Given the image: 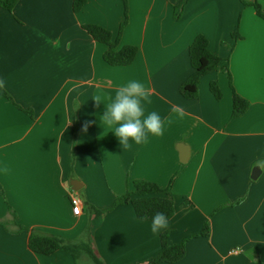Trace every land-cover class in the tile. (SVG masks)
<instances>
[{
    "label": "crops",
    "instance_id": "crops-1",
    "mask_svg": "<svg viewBox=\"0 0 264 264\" xmlns=\"http://www.w3.org/2000/svg\"><path fill=\"white\" fill-rule=\"evenodd\" d=\"M73 3L19 0L12 12L0 9V79L13 99L0 95V264H76L62 250L31 251L32 233L91 242L104 264H147L166 232L170 245L186 241L174 264H264V20L240 0H127L119 48L135 46L138 55L110 66L108 47L83 27L116 39L123 0H87L79 12ZM198 35L223 61L200 79L198 97L186 99L180 88L193 74L189 48ZM228 71L250 103L236 118ZM130 80L151 89L145 114L158 112L165 131L124 149L100 117ZM136 181L171 187L175 215L159 234L130 203L117 204ZM79 264L92 263L83 256Z\"/></svg>",
    "mask_w": 264,
    "mask_h": 264
},
{
    "label": "trees",
    "instance_id": "trees-1",
    "mask_svg": "<svg viewBox=\"0 0 264 264\" xmlns=\"http://www.w3.org/2000/svg\"><path fill=\"white\" fill-rule=\"evenodd\" d=\"M243 7H253L256 14L264 20V4L260 0H253L247 2L240 0ZM19 0H0V9L12 12ZM126 13L120 28L119 36L114 39L110 31L96 25H86L83 28L95 40L105 44L108 49L103 55L104 61L110 66H129L138 55V48L131 45H124L119 48L120 36L123 29L127 25V0H123ZM87 0H74L73 10L79 12L86 5ZM232 38L237 41L240 39L238 31L232 34ZM189 57L193 74L182 84L180 92L186 99H196L199 94L200 79L216 71L222 64V59L211 53L209 50V41L203 35H198L189 48ZM228 78L230 80V87L233 91V111L232 118L239 117L247 112L250 103L242 96H240L234 89L231 81V76L228 71ZM210 90L216 99H221V90L216 81L211 82ZM0 95L13 101L12 97L3 89H0ZM29 113V112H28ZM30 114V113H29ZM78 130L75 132L77 136ZM170 186L166 189L159 187L157 184L136 181L134 183V192L118 198L117 204L130 203L135 211L137 218L151 221L152 217L157 212H164L168 220L175 215V205L170 195ZM131 195L137 197L131 199ZM107 210H96V214L106 213ZM20 230L24 228L20 227ZM209 234V226L205 224L200 235L206 236ZM29 248L31 251L42 255H52L57 251H65L69 253L76 264L79 260L86 256L92 264H104L94 253L91 242H84L79 240H71L58 235H46L32 233L29 238ZM186 255V241L176 245L169 244V233L166 232L161 235V250L159 254L147 261V264L170 263L174 264L180 262Z\"/></svg>",
    "mask_w": 264,
    "mask_h": 264
},
{
    "label": "clouds",
    "instance_id": "clouds-1",
    "mask_svg": "<svg viewBox=\"0 0 264 264\" xmlns=\"http://www.w3.org/2000/svg\"><path fill=\"white\" fill-rule=\"evenodd\" d=\"M6 87V81L0 79V89ZM151 89L138 80H130L115 90L110 102L104 104L101 122L112 129L119 145L124 149H131L133 143L141 145L147 143L149 136H162L165 131V119L156 111L145 114L144 104L151 103ZM94 101L103 103L100 96ZM171 111L183 117L185 112L180 106H172ZM171 123V121H168ZM8 172L7 166L3 168ZM78 212V209H76ZM169 227V220L164 212H157L151 220L150 230L159 234Z\"/></svg>",
    "mask_w": 264,
    "mask_h": 264
},
{
    "label": "built area",
    "instance_id": "built-area-1",
    "mask_svg": "<svg viewBox=\"0 0 264 264\" xmlns=\"http://www.w3.org/2000/svg\"><path fill=\"white\" fill-rule=\"evenodd\" d=\"M70 199H71L73 213L76 215H80L82 213V206H83L81 199L76 195H72ZM76 209H79V211L77 212ZM236 252H237L236 250L233 251V253Z\"/></svg>",
    "mask_w": 264,
    "mask_h": 264
},
{
    "label": "water",
    "instance_id": "water-1",
    "mask_svg": "<svg viewBox=\"0 0 264 264\" xmlns=\"http://www.w3.org/2000/svg\"><path fill=\"white\" fill-rule=\"evenodd\" d=\"M182 162H185V158L182 159ZM257 174H258V170H255V172H254V178H256ZM74 190H76V189H74Z\"/></svg>",
    "mask_w": 264,
    "mask_h": 264
},
{
    "label": "snow or ice",
    "instance_id": "snow-or-ice-1",
    "mask_svg": "<svg viewBox=\"0 0 264 264\" xmlns=\"http://www.w3.org/2000/svg\"><path fill=\"white\" fill-rule=\"evenodd\" d=\"M78 211H79V209H78Z\"/></svg>",
    "mask_w": 264,
    "mask_h": 264
}]
</instances>
